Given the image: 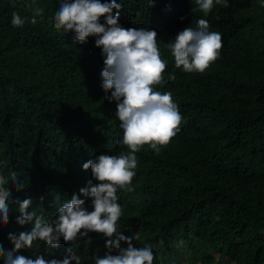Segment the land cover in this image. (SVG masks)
I'll return each mask as SVG.
<instances>
[{
    "label": "trees",
    "instance_id": "trees-1",
    "mask_svg": "<svg viewBox=\"0 0 264 264\" xmlns=\"http://www.w3.org/2000/svg\"><path fill=\"white\" fill-rule=\"evenodd\" d=\"M116 3L122 27L158 33L167 70L156 90L170 91L183 116L181 131L159 155L148 145L136 153L132 190L118 191L119 230L139 233L137 247L152 245L154 264H264V7L260 0H227L228 7L215 5L204 16L195 0ZM29 5L33 0H0V174L15 171L24 185H8L9 222L0 223L5 251L14 247L9 234L34 226L16 223L23 200L33 201L28 212L54 219L80 188L98 183L85 162L128 151L116 101L101 87L96 37L80 44L73 32L55 28L60 0H35L43 9L37 23L12 27L13 12L31 17ZM200 18L221 34L223 46L205 72L187 73L175 67L166 44ZM80 198L93 210L90 198ZM106 239L90 232L68 244L61 237L57 248L36 241L18 254H76L81 264H94L107 251Z\"/></svg>",
    "mask_w": 264,
    "mask_h": 264
},
{
    "label": "clouds",
    "instance_id": "clouds-1",
    "mask_svg": "<svg viewBox=\"0 0 264 264\" xmlns=\"http://www.w3.org/2000/svg\"><path fill=\"white\" fill-rule=\"evenodd\" d=\"M154 0H150L151 6ZM204 16L211 13L215 5L228 7L227 0H195ZM264 7V0H260ZM29 5L31 17L12 13L11 25L23 28L26 23L35 25L43 9ZM121 4L116 0H60L59 9L53 21L57 30L73 32L76 42L84 44L88 38L96 37L95 46L101 48L104 57L101 72V87L111 96L109 102L116 101L115 115L120 121L123 136L120 143L127 147L126 153L117 155L100 154L82 165L83 170H91V176L98 183L79 189L71 199L63 204L54 219L46 221L37 211L28 212L32 199L19 204L20 216L16 223L23 226L34 221L31 231L20 232L18 236L9 234L14 245L10 251L0 246V257L4 264H81L80 256L70 254L63 259L47 260L43 255L35 259L18 254L22 249L32 248L34 242L43 241L52 248L60 245L61 237L68 244H75L79 238L87 237L90 232L106 237L103 257L94 258V264H154L153 246L147 244L137 247L133 241L139 240V233L125 236L119 230V220L124 214L119 204L118 191H131L136 175L138 160L136 153L144 145L150 146L159 155L181 131L183 116L170 91L156 90L157 85L165 83L164 73L167 61L162 58L158 45V33L146 28H124L120 25ZM115 10V11H114ZM104 23H101V18ZM183 20V17H181ZM191 26L180 31L174 41L166 44L176 68L187 73L205 72L220 57L222 36L219 32L209 31L207 19L196 20ZM170 79H175L170 76ZM17 190L24 185L18 182L15 171L5 176L0 174V223L9 222L8 202L11 195L8 185ZM85 198L91 199V211ZM42 199V198H41ZM90 242V241H89ZM122 242L126 247L122 246ZM116 252L118 254L113 255Z\"/></svg>",
    "mask_w": 264,
    "mask_h": 264
}]
</instances>
